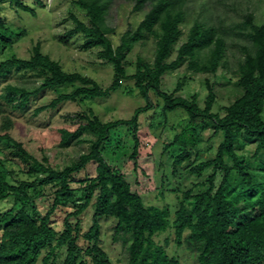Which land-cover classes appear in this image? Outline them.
Returning a JSON list of instances; mask_svg holds the SVG:
<instances>
[{
  "label": "trees",
  "instance_id": "1",
  "mask_svg": "<svg viewBox=\"0 0 264 264\" xmlns=\"http://www.w3.org/2000/svg\"><path fill=\"white\" fill-rule=\"evenodd\" d=\"M126 1L134 4V11H144V16L137 28L123 34L115 46L109 37L114 30L106 20L112 0H73L87 21L72 14L74 27L67 31L66 38L81 34L86 49H99V57L113 68V81L106 88L89 76L64 70L59 61L42 52L40 43L33 47L29 59L12 55L0 61V81L21 71H35L43 77L41 84L34 87L8 83L0 95V141L9 150V155L0 157V264H57L61 249L66 253L63 264H112L100 246L99 219L103 217L117 221L113 240L122 241L126 247L128 259L124 264H182L155 240L169 229L174 231L177 248L187 244L197 253V264H264V162L257 160L264 152V23L256 22L254 13L249 11L241 21L228 26L220 18L215 23L210 6L202 2L201 12L177 47L175 59L168 62L180 41L190 0ZM36 2L44 6L42 0ZM145 7L149 9L145 11ZM8 8L35 15L34 8L22 0H0V56L12 48L14 36L26 34L6 26ZM149 36L154 38L153 61L138 57L135 72L129 76L124 66L127 54ZM230 46L240 53L233 64L225 56ZM186 60L194 73L215 74L223 68L237 77L242 93L226 107L223 116L212 111L216 95L208 80L204 108L198 106L195 97L189 100L161 91L163 75ZM127 79L134 80L146 106L137 108L128 120L107 122L92 110L79 112L75 116L79 122L76 130H60L61 145L68 147L73 139H78L88 143L87 151L62 168L52 165L47 157L38 160L11 134L14 123L8 109L26 108L45 89L80 84L71 93L58 94L50 103L36 108L35 115L68 101L108 97ZM150 91L163 100L164 116L177 109L187 114L185 125L174 129L165 146L174 156L172 175L177 178L185 163L198 176L212 171L201 184L204 190L194 193L189 189L178 196L179 207L173 220L167 208L145 205L119 167L108 163L102 152L112 130L132 127L135 145L131 159L134 171L138 170V121L141 114L153 108ZM210 128L215 134H222L216 154L210 160L193 164L191 155L199 153L201 134ZM242 135L257 141L251 156L237 151ZM91 162L97 164L96 175L87 177L80 187H72L71 177ZM166 183L167 178L163 186ZM173 190L178 192L177 188ZM94 200L93 223L81 235L80 223L73 224L70 219L82 215ZM39 201L48 205L45 213L37 206ZM7 202L11 206L2 208ZM68 204L74 210L66 213L62 229L57 230L53 215L57 210L67 211Z\"/></svg>",
  "mask_w": 264,
  "mask_h": 264
},
{
  "label": "rangeland",
  "instance_id": "2",
  "mask_svg": "<svg viewBox=\"0 0 264 264\" xmlns=\"http://www.w3.org/2000/svg\"><path fill=\"white\" fill-rule=\"evenodd\" d=\"M24 4L34 8L35 15L25 12L19 8L6 9V26L16 33L25 31L22 37L14 36L13 46L0 56L3 61L12 55L20 59H29L33 47L41 44L44 54L49 55L53 60L61 63L64 70L79 72L85 76L95 79L103 88L110 86L113 81V68L107 65L99 57L98 48L86 49L84 47V36L77 34L66 38V33L74 27L71 15H76L82 21H87L85 13L77 9L73 0H42L41 6L36 0H22ZM206 2L213 13L215 23L223 19L225 26L234 21H241L243 15L249 11L253 12L258 23H264V0H190L189 15L181 25L182 35L178 45L174 48L168 62L176 57L177 47L185 40L193 20L201 12L200 5ZM236 2L234 6L231 4ZM226 4V5H224ZM236 6V7H235ZM149 7H145L147 11ZM144 16V11H134V4L126 0H112L107 14V25L114 31L109 37L114 45L120 43V38L127 31H134ZM220 18V19H219ZM240 53L235 47L225 51L233 64L235 56ZM138 57L152 62L154 58V38L149 36L138 43L131 52L127 54L125 68L129 76L135 72V63ZM42 76L35 71L12 72L0 81V95L6 84H18L34 87L41 84ZM209 81L216 95V101L212 111L223 116L225 109L231 105L242 93L237 85V77L220 68L215 74L194 73L188 69L187 60L179 67L165 73L162 77L161 91L173 97L182 96L189 100L196 98L200 108L205 107V101L209 90L206 81ZM76 85H67L53 89H45L35 97L29 105L22 110L8 109V115L13 120L14 126L11 130L12 136L21 141L27 151L38 160L44 157L49 158L52 165L62 168L81 153L87 151L88 143L79 142L73 139L68 147L61 145L60 130H76L79 122L75 116L81 112L92 110L103 122L117 119H130L135 110L146 106V102L134 87V80L127 79L122 87L112 92L105 98L86 99L84 101H68L58 105L54 110L43 111L35 115V109L50 103L58 94H69ZM180 89L177 90V87ZM150 98L153 104L152 110L141 114L138 121L139 155L138 170L134 171V162L131 154L134 149V132L132 127L120 126L110 132L107 142L103 145V157L113 166L119 167L125 175L126 180L132 187V191L139 194L145 205H155L160 208H167L170 211V218H175V212L179 207V198L185 191L193 189L198 193L205 189L201 184L205 183L212 173L206 170L198 176L187 168V163L180 167V175L175 178L172 175V163L174 156L165 150L166 144L174 135V129L185 125L187 114L182 109L163 114V100L153 91H150ZM210 128L201 134L199 153L193 152L191 162L199 164L202 161L214 158L216 150L222 141V134L214 133ZM84 138V137H82ZM241 144L237 151L244 155H253L257 141L242 135ZM0 157L9 155V150L0 141ZM258 161L264 162V152L258 156ZM11 167L10 164L7 165ZM97 164L91 162L85 169L71 177L72 187L78 188L87 177L96 175ZM18 170L17 166L13 167ZM25 178V176H19ZM167 183L163 186L164 179ZM178 190L174 192L173 189ZM79 203V202H78ZM11 202L4 203L2 208L8 209ZM40 210L45 213L48 205L38 202ZM67 211L57 210L53 215V225L57 230L63 227V220L67 212L73 211V205L68 204ZM95 214V200L90 207L80 216L72 217L70 221L80 223L81 235L85 234L93 223ZM101 224V248L107 253L112 264H124L128 255L122 241L114 242L113 234L117 221L113 218H100ZM155 240L164 246L170 256L176 257L182 264H197V253L185 244L177 248L175 246V234L172 229L155 237ZM80 243L84 244L83 239ZM66 257L65 249L57 252V264H63Z\"/></svg>",
  "mask_w": 264,
  "mask_h": 264
}]
</instances>
